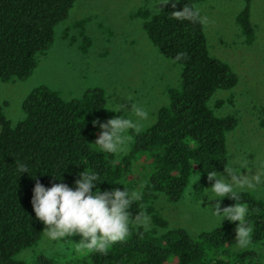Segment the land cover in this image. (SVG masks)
<instances>
[{"label":"trees","instance_id":"obj_1","mask_svg":"<svg viewBox=\"0 0 264 264\" xmlns=\"http://www.w3.org/2000/svg\"><path fill=\"white\" fill-rule=\"evenodd\" d=\"M77 1L0 0L2 81L29 78L38 55L52 47L56 28L69 17ZM203 1L180 0L175 9L169 4L159 13L149 9L137 13L153 45L180 68V77L178 84L167 88L169 102L159 109L155 122L139 135L133 134L132 151L121 160L93 144L99 130L92 121L113 118L102 108L107 97L102 87L66 99L48 85L38 86L24 100V116L16 124L0 105V264H57L44 253H38L34 261L20 258L25 250L40 245L46 227L36 218L31 203L37 182L31 175L51 187L60 182L52 174L59 178L63 173L64 182L74 187L79 173L92 170L105 180L97 187L110 191L123 189L124 185L117 184L125 183L133 163L145 158L150 178L143 200L133 205L132 213L143 212L152 216L157 227H167L152 205L157 194L179 202L193 174L207 175L213 168L224 171L227 136L237 120L216 115L210 100L217 91L237 86L239 77L228 63L212 55L203 22L176 20L171 13L183 10L186 4L197 8ZM244 1L237 20L251 42L256 34L253 0ZM19 164L28 165L30 174H22ZM203 189L199 181L192 193L199 197ZM243 199L252 210L254 246L264 250V200L252 192L243 194ZM233 204L235 201L225 198L222 207ZM235 227L229 222L194 237L183 228L145 230L134 225L128 238L111 247L107 255L88 253L66 264H232ZM238 257L248 264H264L261 254L253 251Z\"/></svg>","mask_w":264,"mask_h":264},{"label":"rangeland","instance_id":"obj_2","mask_svg":"<svg viewBox=\"0 0 264 264\" xmlns=\"http://www.w3.org/2000/svg\"><path fill=\"white\" fill-rule=\"evenodd\" d=\"M157 2L78 0L69 17L56 28L52 47L38 55L37 67L29 78L8 82L0 79V105L7 117L15 124L22 119L24 100L36 87L45 84L66 99L80 97L95 87L104 88L107 96L113 91L108 98H115L124 105L127 101L118 92L130 96L133 102L149 111L150 119L144 128L153 124L159 109L169 102L167 88L178 84L180 77V68L153 45L145 31L144 20L136 16L141 9L152 11ZM252 4L256 34L251 42L237 20L245 8L244 0H205L197 4L201 17L207 18L203 23L212 55L228 63L239 77L234 88L217 91L210 106L220 117L236 118L237 126L227 136L228 156L231 153L241 157L248 155L249 161L255 160V156L264 158V0H253ZM128 107L130 110V105ZM110 113L112 117L118 115ZM131 151L132 142L128 154ZM143 159L133 163L125 176L126 184L134 185L142 179L147 188L150 168ZM242 172L247 174L248 170ZM195 174H200L199 181L204 185L199 197L192 193L193 177L179 202H171L166 195L157 194L152 205L168 224L157 227L151 216L150 230L183 228L196 237L220 226L211 213L214 202L207 197L202 200L204 192L208 191L206 188L211 187L208 177ZM252 193L264 200V192ZM229 222L225 220L222 225ZM70 239L72 241L61 249L44 235L38 247L25 250L20 258L34 261L38 253H44L57 264H66L84 256L74 252L73 246L80 237ZM256 248L261 250L264 263V250ZM239 254L231 252L232 264H248L239 261Z\"/></svg>","mask_w":264,"mask_h":264},{"label":"clouds","instance_id":"obj_3","mask_svg":"<svg viewBox=\"0 0 264 264\" xmlns=\"http://www.w3.org/2000/svg\"><path fill=\"white\" fill-rule=\"evenodd\" d=\"M179 3L180 0H158L152 11L159 13L163 8L158 5L169 4L175 9ZM171 13L174 19L180 21L187 19L206 22L207 19L200 16L198 8H192L188 4L183 10ZM112 92L110 91L109 95ZM109 95L105 98V106L102 108L118 115L104 122L99 118L92 121L93 126L99 130V136L93 144L101 152L111 154L119 160L128 154L133 134L139 135L143 131L150 114L142 104L133 102L130 96L118 92V95L127 101V105H124L115 98L109 99ZM243 169H247L248 173L244 174ZM18 170L22 174H30L28 165L19 164ZM52 175L60 182L53 183L51 187L43 185L36 175H31L37 181L31 203L36 218L46 226L43 231L45 238L55 243L57 248L62 249L72 241L70 238L79 236V242L73 246L75 254L107 255L111 247L128 238L133 223L150 230V215L143 212L136 215L132 213L133 205L144 198L146 182L142 179H138L134 185L123 181L115 183L124 185L123 189L116 187L110 191H101L97 185L105 180H102L101 173L96 171L85 170L79 173L80 178L76 179L74 187L64 182L63 173L59 178L55 174ZM207 177L211 187L206 188L208 191L204 192L202 200L207 197L209 201L214 202L211 213L218 225L222 227L225 220L236 225L235 245L231 252L236 254L253 251L260 255L261 250L254 247V224L250 219L252 210L249 203L243 199V194L264 192V158L255 156V160L249 161L248 155L241 157L231 153L226 160L224 171L220 172L215 168L207 170ZM200 178V174H193V184H197ZM225 198L235 201V204L222 207Z\"/></svg>","mask_w":264,"mask_h":264}]
</instances>
